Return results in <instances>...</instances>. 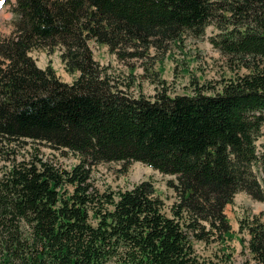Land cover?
Listing matches in <instances>:
<instances>
[{"label":"trees","instance_id":"trees-1","mask_svg":"<svg viewBox=\"0 0 264 264\" xmlns=\"http://www.w3.org/2000/svg\"><path fill=\"white\" fill-rule=\"evenodd\" d=\"M12 12L0 38V146L46 143L79 162L62 171L36 156L0 176V264H264V219L240 221L248 253L236 263L226 213L240 191L264 201V0H16ZM210 25L235 70L215 93L195 84L171 95L162 80L154 97L135 96L89 43L141 60ZM58 46L72 83L30 54ZM109 162L173 176L170 213L151 180L97 190L92 170ZM197 243L219 251L202 256Z\"/></svg>","mask_w":264,"mask_h":264},{"label":"rangeland","instance_id":"rangeland-1","mask_svg":"<svg viewBox=\"0 0 264 264\" xmlns=\"http://www.w3.org/2000/svg\"><path fill=\"white\" fill-rule=\"evenodd\" d=\"M15 3L16 0H0V38L12 33L14 17L12 8ZM217 32L218 30L210 25L202 38L187 36L180 46L172 44L167 51H156L152 48L151 57L131 61L119 60L105 45L95 41L89 43L95 58L108 68L111 79L120 88L127 89L135 96L154 97L161 88L162 80L165 81L164 85L171 95L190 94L195 84L204 85L208 93H215L222 89L223 80L235 73L228 65L226 57L211 42V37ZM61 53L62 48L58 46L51 52L48 47L34 48L30 54L38 66L46 67L51 64L61 80L72 83L76 76L66 70ZM125 77H129V80ZM257 145L259 153L264 152V134L259 138ZM36 156L62 171L71 170L79 162L76 153L66 149L57 150L46 143L32 141L12 143L0 146V176L13 162L33 161ZM122 168V162L99 164L92 170L91 183L97 190L103 192L126 190L143 180H151L157 195L165 202L166 212L170 213V206L176 199V191L169 184V180L174 179L173 176L163 174L141 162L131 163L126 174L121 172ZM256 174L264 187V173L256 171ZM226 213L237 233L235 238L229 241V251L232 252L236 263H240L245 260L248 253L240 240L249 237L246 232H240V221L254 215L264 219V201L255 200L245 191H240L236 194L234 202L226 207ZM196 247L202 256L210 257L215 251H219L220 246L211 244L208 247L203 243H197Z\"/></svg>","mask_w":264,"mask_h":264},{"label":"crops","instance_id":"crops-1","mask_svg":"<svg viewBox=\"0 0 264 264\" xmlns=\"http://www.w3.org/2000/svg\"><path fill=\"white\" fill-rule=\"evenodd\" d=\"M41 68H45V67H41ZM74 74V76H77V73H73Z\"/></svg>","mask_w":264,"mask_h":264}]
</instances>
